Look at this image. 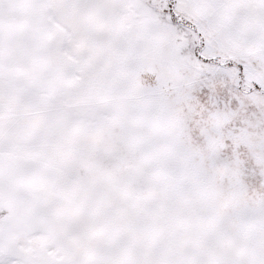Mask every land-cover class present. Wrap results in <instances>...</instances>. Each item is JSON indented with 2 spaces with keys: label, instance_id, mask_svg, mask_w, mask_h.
<instances>
[{
  "label": "snow or ice",
  "instance_id": "6c2138e0",
  "mask_svg": "<svg viewBox=\"0 0 264 264\" xmlns=\"http://www.w3.org/2000/svg\"><path fill=\"white\" fill-rule=\"evenodd\" d=\"M0 264H264V0H0Z\"/></svg>",
  "mask_w": 264,
  "mask_h": 264
}]
</instances>
